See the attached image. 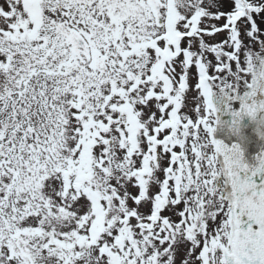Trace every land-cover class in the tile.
Segmentation results:
<instances>
[{
	"label": "snow or ice",
	"instance_id": "1",
	"mask_svg": "<svg viewBox=\"0 0 264 264\" xmlns=\"http://www.w3.org/2000/svg\"><path fill=\"white\" fill-rule=\"evenodd\" d=\"M258 16L264 0H0V264H264V149L250 163L216 136L249 116L264 138Z\"/></svg>",
	"mask_w": 264,
	"mask_h": 264
},
{
	"label": "water",
	"instance_id": "2",
	"mask_svg": "<svg viewBox=\"0 0 264 264\" xmlns=\"http://www.w3.org/2000/svg\"><path fill=\"white\" fill-rule=\"evenodd\" d=\"M259 98H264V97H259ZM225 115L226 114H222V116H225ZM257 127H258L257 122L254 121L249 116H244L243 120L241 121V129H244V132L246 134L256 139V142L253 143V145H251L248 148V150L245 151V156L250 163L255 162V157L257 156V154H259L262 151V149H264V138H261V136L257 132ZM221 130H222L221 128H218V131L216 133L217 138L223 139L228 144H232L233 142H239L242 145V142L238 140L237 135L231 134L232 136L231 140L230 141L226 140V137L221 136V133H220ZM262 130H264V128H262Z\"/></svg>",
	"mask_w": 264,
	"mask_h": 264
},
{
	"label": "rangeland",
	"instance_id": "3",
	"mask_svg": "<svg viewBox=\"0 0 264 264\" xmlns=\"http://www.w3.org/2000/svg\"><path fill=\"white\" fill-rule=\"evenodd\" d=\"M221 10L227 11V10H230V8L225 7L223 9H221ZM223 22H224L223 19H221L220 21H214V20L209 19L208 24H209V27H210V25L212 23H216L217 26H221ZM262 32H264V31H262ZM226 37H227V30H225L224 32H222L220 34H213L211 37L206 36V42H208L210 44H215V43H218V42H222ZM245 42H247V38L246 37H245ZM209 59L212 60L213 63H215L214 54L209 55ZM234 67H235V65L233 63V68ZM197 72H198V69L195 66H193L190 69V86L195 85V83H197V78H196ZM210 74H213V70L212 69H210ZM186 95H187V98H188L189 107H191L193 109V111H194V101L192 100V98L195 97L197 95V93H196V91L192 90L191 87H190V90L188 91V93ZM189 114H192V113H189ZM176 150L178 151L179 148L177 147ZM163 163H164L165 166H167L168 160L165 159ZM163 176H164V174H163V172H161L160 173L161 179H163ZM132 191L136 192V189L133 188ZM153 191H156V189H153ZM182 207H183V205L180 206L181 209H182ZM163 214L164 215H170V213L167 212V211H165ZM172 219L178 220L179 217L178 216H172Z\"/></svg>",
	"mask_w": 264,
	"mask_h": 264
},
{
	"label": "trees",
	"instance_id": "4",
	"mask_svg": "<svg viewBox=\"0 0 264 264\" xmlns=\"http://www.w3.org/2000/svg\"><path fill=\"white\" fill-rule=\"evenodd\" d=\"M258 19V27L261 29V31H264V20H261L259 16L257 17Z\"/></svg>",
	"mask_w": 264,
	"mask_h": 264
}]
</instances>
